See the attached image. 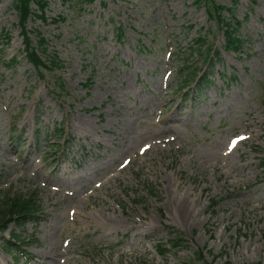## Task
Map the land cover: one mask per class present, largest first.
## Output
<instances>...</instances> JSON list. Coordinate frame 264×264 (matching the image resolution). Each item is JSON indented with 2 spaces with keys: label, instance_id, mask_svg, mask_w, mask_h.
<instances>
[{
  "label": "rangeland",
  "instance_id": "rangeland-1",
  "mask_svg": "<svg viewBox=\"0 0 264 264\" xmlns=\"http://www.w3.org/2000/svg\"><path fill=\"white\" fill-rule=\"evenodd\" d=\"M193 1L32 6L40 72L23 56L14 0H0V202L33 195L39 206L35 221L0 234V264H202L198 252L205 264H264V0H236V54ZM198 34L219 54L210 65ZM187 62L208 84L179 90ZM165 117L176 130L154 135ZM107 158L127 165L58 190ZM99 213L117 228L95 224ZM171 232L185 243L161 257ZM7 241L29 245L6 252Z\"/></svg>",
  "mask_w": 264,
  "mask_h": 264
},
{
  "label": "trees",
  "instance_id": "trees-1",
  "mask_svg": "<svg viewBox=\"0 0 264 264\" xmlns=\"http://www.w3.org/2000/svg\"><path fill=\"white\" fill-rule=\"evenodd\" d=\"M79 1L81 4H87L92 0ZM33 5L44 13L47 3L46 0H15L13 3V8L19 14L21 23L24 24V26L28 17L32 14L31 6ZM196 5L204 7L209 20L214 22L217 29L222 32L225 41L224 50L227 52H238L244 42L238 34L241 23L233 18L232 11L218 5L216 0H196ZM225 10L230 14L229 18L225 17ZM23 35L26 41V54L28 55L29 60L36 67L40 63L37 52L31 47V42L28 40L27 32L23 31ZM204 46V42H199V48ZM208 51L211 52V50ZM37 209L34 196L24 197L22 195H17L13 198L6 196L4 201L0 202V232H2L6 225L10 222L16 221L20 223V221H26L37 211ZM180 242V239L171 240L170 245L175 248L180 244ZM157 249L159 253L166 251L162 248V245H158Z\"/></svg>",
  "mask_w": 264,
  "mask_h": 264
},
{
  "label": "bare ground",
  "instance_id": "bare-ground-1",
  "mask_svg": "<svg viewBox=\"0 0 264 264\" xmlns=\"http://www.w3.org/2000/svg\"><path fill=\"white\" fill-rule=\"evenodd\" d=\"M164 86L166 87L167 84H165ZM118 97L121 98L123 96L120 94V95H118ZM161 123L165 127L159 128L158 132H156L154 135H160V134H165V133L166 134H169V133H171L174 130H176L175 126H173V125L178 124L180 122L177 121V120H173V119H171L169 117H165V118H162L159 122L154 123V124L155 125H158V124L160 125ZM245 125L247 126L248 124H245ZM154 145H157V144H154ZM227 151L229 152V149ZM110 162L111 161L108 158L105 159V162L103 163L102 168L103 169H105V168H111L113 166V164L110 163ZM24 165L25 166H29V164H26V163H24ZM216 168L221 170L223 167L220 166V165H216ZM119 171H121V169H118L117 170V172H119ZM113 178H114V176H110L109 178H107L103 182L102 185L110 182ZM90 179L91 178L87 179L86 182L90 181ZM67 185H68V183H66L64 181H61V186L60 187H65ZM61 189L62 188H58V190H61ZM84 199H85V202L90 201V197L89 196H86ZM191 205L193 206V202L192 201L191 202H188L187 201L186 206L189 208V206L191 207ZM107 209L108 208L105 207V210H107ZM189 216H190V211H187V210L182 211V213L180 214V217L183 219V221H184V219L187 220V218ZM94 217H96L95 224H97L99 226L102 225L103 227H106V228H111V231L115 230L117 228V226H118V222H117V218L116 217L107 216V215L102 214V213H99L98 215H95L94 214ZM86 218H87V220H86ZM86 218H84V220L85 221H88L89 217H87V215H86ZM57 258H58V260L61 259V258H63V255H61V256H59ZM42 259L43 260H49V261L51 260V258L46 257V256H43ZM67 261L68 260L59 261L58 264H66Z\"/></svg>",
  "mask_w": 264,
  "mask_h": 264
}]
</instances>
